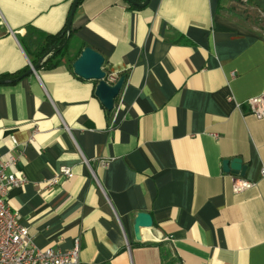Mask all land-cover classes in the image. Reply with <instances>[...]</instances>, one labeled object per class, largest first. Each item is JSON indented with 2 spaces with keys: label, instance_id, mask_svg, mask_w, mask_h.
I'll return each mask as SVG.
<instances>
[{
  "label": "crops",
  "instance_id": "crops-1",
  "mask_svg": "<svg viewBox=\"0 0 264 264\" xmlns=\"http://www.w3.org/2000/svg\"><path fill=\"white\" fill-rule=\"evenodd\" d=\"M72 1L0 0V160L27 180L7 203L33 245L77 238L78 264H264V118L244 105L264 97V36L235 0H78L51 59ZM85 47L123 77L109 112L72 72ZM233 158L242 176L222 171ZM233 177L253 185L234 194Z\"/></svg>",
  "mask_w": 264,
  "mask_h": 264
},
{
  "label": "built area",
  "instance_id": "built-area-1",
  "mask_svg": "<svg viewBox=\"0 0 264 264\" xmlns=\"http://www.w3.org/2000/svg\"><path fill=\"white\" fill-rule=\"evenodd\" d=\"M245 2L246 0H240ZM117 77L106 74L105 82L113 85ZM231 98L227 97L226 100ZM248 114L256 119L264 118V97L250 98L244 102ZM16 147L15 140H12ZM17 156L9 154L7 160H0V264H78L79 243L76 238L73 246L66 252H59L49 247L44 249L36 248L26 226L22 225L17 212L12 211L7 203V196L13 188L22 187L26 182L25 176L11 173V166H14ZM264 175V170H260ZM71 177L68 168H60L49 183H56L60 179ZM253 184L238 177L232 178L231 191L239 193L250 188ZM166 240H169L168 238Z\"/></svg>",
  "mask_w": 264,
  "mask_h": 264
},
{
  "label": "water",
  "instance_id": "water-1",
  "mask_svg": "<svg viewBox=\"0 0 264 264\" xmlns=\"http://www.w3.org/2000/svg\"><path fill=\"white\" fill-rule=\"evenodd\" d=\"M130 4L137 6L138 8H142L147 5L148 0H144L142 3H137L134 0H124ZM78 0H73L69 9L68 17L66 19L65 27L66 29L69 28L72 15L74 9L76 7ZM103 65V58L94 50L85 47L83 48L78 57L73 60L71 63V69L75 76L83 79V80H90L94 81L96 84L94 86L93 94L101 104V106L106 111H111L113 107V100L118 95V92L123 83V77H119L113 85H109L105 82V73L102 70ZM37 66H32L27 69L23 75L19 78L15 79L17 81L22 77L35 72ZM4 83V81L0 80V84ZM222 171L223 172H230L232 174H238L242 176L245 168L241 165V162L237 158H233L231 160H223L222 164ZM152 222L151 218L147 213L138 212L135 214L133 221H132V231L133 237L135 241L140 242L142 235L141 232L144 229L151 228Z\"/></svg>",
  "mask_w": 264,
  "mask_h": 264
},
{
  "label": "rangeland",
  "instance_id": "rangeland-1",
  "mask_svg": "<svg viewBox=\"0 0 264 264\" xmlns=\"http://www.w3.org/2000/svg\"><path fill=\"white\" fill-rule=\"evenodd\" d=\"M237 14L254 33L264 36V0H235Z\"/></svg>",
  "mask_w": 264,
  "mask_h": 264
},
{
  "label": "trees",
  "instance_id": "trees-1",
  "mask_svg": "<svg viewBox=\"0 0 264 264\" xmlns=\"http://www.w3.org/2000/svg\"><path fill=\"white\" fill-rule=\"evenodd\" d=\"M137 3L142 2L143 0H134ZM129 8H138L137 6L130 4L126 2ZM68 29L64 26V29L59 33L57 36H53L49 38V47L52 51V54L50 56L51 59H54L57 56H62L63 50L65 49V37L67 34ZM57 62L53 63L52 65H56ZM27 70H24L23 72H20L17 74V78H19L21 75H23ZM109 112V111H106Z\"/></svg>",
  "mask_w": 264,
  "mask_h": 264
}]
</instances>
